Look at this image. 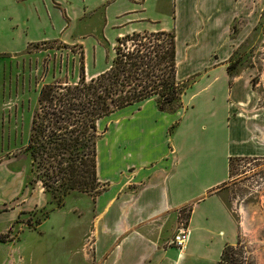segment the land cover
I'll use <instances>...</instances> for the list:
<instances>
[{
    "label": "crops",
    "instance_id": "1",
    "mask_svg": "<svg viewBox=\"0 0 264 264\" xmlns=\"http://www.w3.org/2000/svg\"><path fill=\"white\" fill-rule=\"evenodd\" d=\"M261 13L264 0H0V206L19 195L3 170L2 132L20 128L15 104L6 108L4 99L33 101L43 85L97 76L111 66L118 39L133 32L171 33L175 78L186 86L180 107L160 109L154 95L99 118L97 132L107 121L95 143L102 188L68 194L84 202L54 210V222L59 240L75 244L66 257L79 264H218L237 239L221 198L229 158L264 157L250 74L227 69L243 32L231 37V26L244 19L251 29ZM32 118L30 110L22 127ZM44 202L30 196V206ZM182 211L188 239L178 250L170 242Z\"/></svg>",
    "mask_w": 264,
    "mask_h": 264
},
{
    "label": "rangeland",
    "instance_id": "2",
    "mask_svg": "<svg viewBox=\"0 0 264 264\" xmlns=\"http://www.w3.org/2000/svg\"><path fill=\"white\" fill-rule=\"evenodd\" d=\"M261 5L262 3H258L259 9ZM263 14L259 15L251 29L249 28V20L242 19L233 22L230 36L232 37L240 29L243 32L241 42L236 48L229 51L227 69L231 73L244 72L250 74L249 84L257 98L259 126L263 127L262 136L264 137ZM151 40L155 42L154 39ZM130 44L131 42H127L128 46ZM157 59L153 56L152 66L158 67L156 65ZM18 69L21 70L16 78V85L17 93H20L25 82L24 73L27 68H22L21 63ZM157 73L159 77L162 76L160 75L161 71ZM53 84L59 86L56 90L63 86V84ZM46 85L36 90V100L32 101L30 97L13 98V94H15L13 87L10 92L13 99H4L6 108L11 105V110L14 111L13 106L15 104V110L18 114H13L11 117H17L20 124V128L16 131L4 130L2 132L3 170L4 172H12V181H17L19 195L12 204L0 206V216H5V219L0 221V264H75V261L79 264V260L74 254L70 260L67 258L68 251L74 249L75 244L59 240L58 223L54 221H59L60 215L55 217L54 210L62 206L67 208L70 205H77L76 203L81 204L84 201L66 197L67 194L65 197L62 196L63 205L58 206L62 187L58 186L56 190L44 187L45 170L36 160H33L30 152L25 149L29 143L32 121L29 125H24V128L21 123L26 122L28 114L30 116V110L34 114L39 109L38 97ZM26 89L28 90V88ZM181 94L179 99L177 97L168 106L169 108L180 107ZM121 114L111 118L114 119ZM22 117L24 118L23 121ZM106 122V120L102 122L101 128L98 132L96 131V138L103 133L102 129L103 126L106 127ZM101 188L102 185L99 184L94 189H90L89 192L93 194ZM73 192L78 191H70L69 194ZM31 195L44 199V205L39 208L30 206ZM221 198L235 223L237 239L230 246L231 249H227L226 257L220 264H264V157L232 158L228 161V177L225 186L221 189ZM8 213H16V216L10 219ZM50 214L52 215L49 216ZM186 216L187 213L182 211L179 221L185 222ZM44 217H48V219L41 225L40 230H36L37 223L41 222Z\"/></svg>",
    "mask_w": 264,
    "mask_h": 264
},
{
    "label": "trees",
    "instance_id": "3",
    "mask_svg": "<svg viewBox=\"0 0 264 264\" xmlns=\"http://www.w3.org/2000/svg\"><path fill=\"white\" fill-rule=\"evenodd\" d=\"M153 56L158 67L151 65ZM58 87L46 85L41 90L25 149L44 168V187H62L57 203L62 206V196L70 191L90 193L99 186L95 161L99 118L154 95L158 107L167 108L186 86L175 78L174 35L133 32L118 39L107 70L90 79L81 74L76 83ZM227 249L230 246L222 248L218 264Z\"/></svg>",
    "mask_w": 264,
    "mask_h": 264
},
{
    "label": "built area",
    "instance_id": "4",
    "mask_svg": "<svg viewBox=\"0 0 264 264\" xmlns=\"http://www.w3.org/2000/svg\"><path fill=\"white\" fill-rule=\"evenodd\" d=\"M188 239V228L186 222H182L178 225L176 232L174 233L171 244L178 250H182Z\"/></svg>",
    "mask_w": 264,
    "mask_h": 264
},
{
    "label": "bare ground",
    "instance_id": "5",
    "mask_svg": "<svg viewBox=\"0 0 264 264\" xmlns=\"http://www.w3.org/2000/svg\"><path fill=\"white\" fill-rule=\"evenodd\" d=\"M114 116H115V115H114ZM111 117H112V116H111ZM115 118H116V117H115ZM115 118H114V119H115ZM254 221L256 222V220H254ZM254 221H253V222H254ZM258 221H259V220H258Z\"/></svg>",
    "mask_w": 264,
    "mask_h": 264
}]
</instances>
